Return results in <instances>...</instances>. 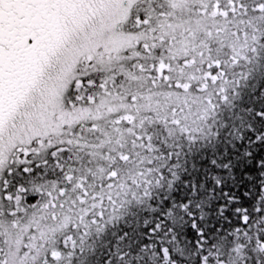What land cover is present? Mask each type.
<instances>
[{
	"label": "snow or ice",
	"instance_id": "snow-or-ice-1",
	"mask_svg": "<svg viewBox=\"0 0 264 264\" xmlns=\"http://www.w3.org/2000/svg\"><path fill=\"white\" fill-rule=\"evenodd\" d=\"M0 264H264V0H0Z\"/></svg>",
	"mask_w": 264,
	"mask_h": 264
}]
</instances>
